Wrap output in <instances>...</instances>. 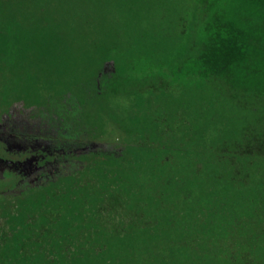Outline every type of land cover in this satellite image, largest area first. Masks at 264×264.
Instances as JSON below:
<instances>
[{"label":"trees","instance_id":"1","mask_svg":"<svg viewBox=\"0 0 264 264\" xmlns=\"http://www.w3.org/2000/svg\"><path fill=\"white\" fill-rule=\"evenodd\" d=\"M21 2L0 0V58L17 69L34 34L17 16L90 4ZM95 3L101 26H80L104 36L106 72L25 97L30 118L69 128L57 160L82 164L0 193V264H264V0Z\"/></svg>","mask_w":264,"mask_h":264},{"label":"rangeland","instance_id":"2","mask_svg":"<svg viewBox=\"0 0 264 264\" xmlns=\"http://www.w3.org/2000/svg\"><path fill=\"white\" fill-rule=\"evenodd\" d=\"M29 1L30 0H22V7ZM96 1L97 0H90V4L85 6L81 5L80 8L72 7V10L57 9L53 13L45 14L41 18L29 16L24 21V15L16 17V20L20 21L21 26H28V22L31 21L32 26H34V34L30 38V44L26 48V50L29 48L30 58L22 55L23 57H16L13 59V61L20 64L21 67L19 69L9 65L12 59L0 58V114H2L1 117H3H0V123L3 121L0 132L3 136L7 135V133L15 135L12 147L6 149L0 144V155L8 161L16 163V161H21L25 159V157L30 159V156L35 155L37 151H43V157L39 160V165H42L44 173L38 180H33L34 176L23 177L21 173L17 172V168L12 170L7 169L9 167L5 166V169L0 171V193L9 191V193L13 194L15 191L27 187V183H30L31 186H39L48 180L55 179L57 175H64L70 171H75L82 164L81 161L74 158L66 163H61L57 160L58 156L63 152L62 150H58L62 148L60 145L63 143V138L66 133L65 130L69 128L67 129L64 125H58L59 128L55 129L52 127L49 131L47 122H45V119L38 115V113L30 118L28 116L30 111H26L27 109L25 107V97L32 96L30 93L31 89L41 90V97L46 96L52 91L53 94L54 92L61 93L64 88H68L71 82L75 81L78 83L79 81L89 79L90 72L92 74L101 64V71L97 75L100 76L102 72H106L105 65L111 63V61L99 60L101 64H96L94 62L96 59L100 58L101 54L100 51L95 50L94 44L104 42V36L98 37V39H93L92 37L83 39V34H90V31L94 27L101 26L100 21H102L105 16V6L102 3H95ZM24 9L29 12L33 11L35 12L34 14H37V10L33 9L31 4H28ZM86 21H90V31H88L85 26H80L81 24H86ZM92 32H94V30H92ZM35 41L42 42V45L43 43L47 45L48 41H50V44L53 42H57L58 44H55V49L51 52L45 50L38 56L33 53V49L35 48L33 43ZM91 45H93L91 52L87 54L86 49ZM38 57H40L41 60H37ZM39 66L40 69L38 70L37 67ZM108 67L111 69V65ZM45 69H49V71L47 72ZM28 74L32 75L30 79H28ZM112 74H114V70L110 71V75ZM36 76L39 77L38 83ZM5 84L6 89L8 87V91L2 88ZM45 89L48 90L46 91ZM2 91L9 93L4 96L2 95ZM15 105H18L24 110L22 115H9V110L11 111L12 109L13 112V106ZM7 106H10L9 110L5 109ZM20 124L22 125L20 126ZM33 125L37 130L39 128H46L45 130L47 132H44V130L41 133L39 132L38 135L41 136V140L36 139L33 142L34 145L31 144L27 147L30 148L31 151L24 150L25 146H20L19 140L16 138L20 137L19 133L21 131L35 128L32 127ZM55 138H57V140H54ZM60 139L61 141H59ZM10 142L11 141H9V143ZM108 143L113 144L115 141H108ZM75 144L77 147L74 148L73 142L72 148L77 149V151L89 145L87 142H83L81 145L77 142ZM67 146L68 145H66V147ZM102 148L104 147L102 146ZM69 149L73 150L71 148ZM77 151L74 150L75 153H78ZM10 166L13 165L11 164ZM57 167H60V169L58 170ZM15 182L17 183L14 187H10L11 183Z\"/></svg>","mask_w":264,"mask_h":264},{"label":"flooded vegetation","instance_id":"3","mask_svg":"<svg viewBox=\"0 0 264 264\" xmlns=\"http://www.w3.org/2000/svg\"><path fill=\"white\" fill-rule=\"evenodd\" d=\"M11 114H12V112H11ZM11 114H9V115H11ZM18 115H20V114H18ZM1 118H3V117H1ZM2 125H3V121L0 123V129L2 128ZM13 135L11 133H7V135L3 136V134L0 132V144L3 145L6 149L12 147V145H13L12 142L15 139V135L14 136ZM16 139L19 140L20 146H22V147L25 146L24 150L31 151V149L27 148V147H29L31 144L34 145L33 140L27 141L26 139H22L21 137H19V138L17 137ZM9 141H11V142L9 143ZM24 150H22V151H24ZM30 157H31L30 159L25 157V159H22L21 161H16V163H12V162L4 159V157H1V155H0V171H3V169H5V166L9 167L7 169H12V170L17 168L18 169L17 172L21 173L23 175V177L34 176L33 180H38V178H40L42 176V174L44 173V170H42V168H43L42 165H39V160L43 157V151H40V152L37 151L35 153V155H33V156L31 155ZM11 164L13 166H10ZM29 182H31V181H29Z\"/></svg>","mask_w":264,"mask_h":264}]
</instances>
